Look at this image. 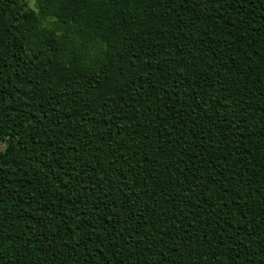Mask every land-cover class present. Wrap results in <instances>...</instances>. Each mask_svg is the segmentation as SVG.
Returning a JSON list of instances; mask_svg holds the SVG:
<instances>
[{
	"label": "trees",
	"instance_id": "trees-1",
	"mask_svg": "<svg viewBox=\"0 0 264 264\" xmlns=\"http://www.w3.org/2000/svg\"><path fill=\"white\" fill-rule=\"evenodd\" d=\"M0 264H264V0H0Z\"/></svg>",
	"mask_w": 264,
	"mask_h": 264
},
{
	"label": "rangeland",
	"instance_id": "rangeland-1",
	"mask_svg": "<svg viewBox=\"0 0 264 264\" xmlns=\"http://www.w3.org/2000/svg\"><path fill=\"white\" fill-rule=\"evenodd\" d=\"M44 0H25L27 6L33 10H37V4L41 3ZM49 23V19L42 20V25L47 26Z\"/></svg>",
	"mask_w": 264,
	"mask_h": 264
}]
</instances>
